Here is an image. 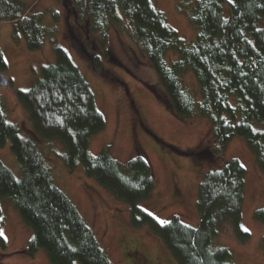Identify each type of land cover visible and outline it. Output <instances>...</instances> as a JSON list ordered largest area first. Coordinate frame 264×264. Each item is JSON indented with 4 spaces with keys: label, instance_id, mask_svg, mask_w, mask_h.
<instances>
[{
    "label": "trees",
    "instance_id": "1",
    "mask_svg": "<svg viewBox=\"0 0 264 264\" xmlns=\"http://www.w3.org/2000/svg\"><path fill=\"white\" fill-rule=\"evenodd\" d=\"M73 3L84 7L80 20L87 14L90 31L99 33L101 45L106 29L109 25L119 28L123 15L158 78L164 103L180 118H206L215 143L208 151L219 158L234 136L243 137L264 172V0H176L178 10L184 11L189 24L197 29L190 43L178 36L150 0H88L85 6L84 0ZM27 8L19 0H0V20L12 21L14 40L22 33L27 48L38 50L56 29L42 24V13L24 14ZM53 18L56 21V13ZM52 48L54 62L42 65L33 84L15 94L35 134L43 140H59L65 167L72 172L82 165L87 177L126 203L130 225L145 226L159 237L176 264H234L229 249L214 245L213 240L226 222L240 242L250 238L239 225L245 177L239 160L230 158L221 168L202 175L197 188V227L175 216L161 224L139 206L154 189L148 161L136 155L122 166L107 148L96 155L89 152L90 138L104 128V117L67 51L55 41ZM168 52L177 58L168 62ZM94 65L99 66L98 58ZM6 69L0 48V72ZM186 70L195 76L200 100L181 80ZM8 141L21 176L16 178L0 160V199L8 197L32 231L24 252L34 256L44 249L51 264H112L76 206L55 186L35 143L8 119L0 97V147ZM253 218L264 224V205L254 210ZM0 246L5 247L1 234ZM262 250L264 253V236Z\"/></svg>",
    "mask_w": 264,
    "mask_h": 264
},
{
    "label": "rangeland",
    "instance_id": "2",
    "mask_svg": "<svg viewBox=\"0 0 264 264\" xmlns=\"http://www.w3.org/2000/svg\"><path fill=\"white\" fill-rule=\"evenodd\" d=\"M19 1L28 5L24 14L42 13V24L55 26L56 32L45 38L40 49L29 50L22 33L17 41L13 39L12 21L0 20V48L7 63L2 73L9 80L6 87H0L5 112L18 126L20 134L35 143L50 168L55 186L76 206L112 264H176V261L160 238L145 226L133 228L130 225L128 205L87 177L82 165L72 172L65 167L64 148L59 140H43L33 131L15 94L33 84L40 76L42 65L54 62V41L78 66L104 117V128L90 138L89 152L96 155L107 148L122 166L136 155L143 156L150 164L154 189L139 206L159 221L167 222L175 216L197 227V188L202 175L207 170L221 168L230 158L239 160L245 168L239 225L247 229L250 238L240 242L231 224L226 222L213 243L227 247L234 264H264V224L253 218L254 210L264 205V172L257 166L244 138L234 136L225 145L220 158L208 151L215 148L209 121L199 116L180 118L164 103L165 94L158 78L133 39L132 26L123 15L119 28L109 25L106 29L101 45L99 33L90 31L87 14L80 20L84 7L75 5L73 0ZM150 1L185 43L195 39L197 29L189 24L186 13L178 10L176 0ZM87 2L84 0V6ZM53 13H56V21ZM97 58L99 66L95 67ZM176 58L174 52L166 55L168 62ZM181 80L192 96L200 100L199 86L192 71L186 70ZM0 160L20 178L19 163L10 150L9 141L0 147ZM0 210V234L5 240V247L0 246V264H51L44 249L34 256L24 252L32 231L23 223L8 197L0 199Z\"/></svg>",
    "mask_w": 264,
    "mask_h": 264
},
{
    "label": "water",
    "instance_id": "3",
    "mask_svg": "<svg viewBox=\"0 0 264 264\" xmlns=\"http://www.w3.org/2000/svg\"><path fill=\"white\" fill-rule=\"evenodd\" d=\"M8 84L9 80L2 72H0V87H6Z\"/></svg>",
    "mask_w": 264,
    "mask_h": 264
},
{
    "label": "snow or ice",
    "instance_id": "4",
    "mask_svg": "<svg viewBox=\"0 0 264 264\" xmlns=\"http://www.w3.org/2000/svg\"><path fill=\"white\" fill-rule=\"evenodd\" d=\"M161 224L165 223V221H160ZM247 231V229H245Z\"/></svg>",
    "mask_w": 264,
    "mask_h": 264
}]
</instances>
